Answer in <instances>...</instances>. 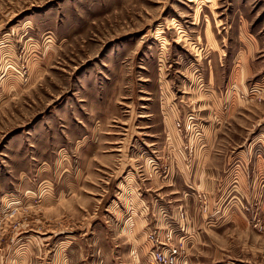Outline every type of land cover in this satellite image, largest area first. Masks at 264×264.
Segmentation results:
<instances>
[{
  "label": "rangeland",
  "instance_id": "rangeland-1",
  "mask_svg": "<svg viewBox=\"0 0 264 264\" xmlns=\"http://www.w3.org/2000/svg\"><path fill=\"white\" fill-rule=\"evenodd\" d=\"M154 253L264 264V0H0V264Z\"/></svg>",
  "mask_w": 264,
  "mask_h": 264
},
{
  "label": "built area",
  "instance_id": "built-area-1",
  "mask_svg": "<svg viewBox=\"0 0 264 264\" xmlns=\"http://www.w3.org/2000/svg\"><path fill=\"white\" fill-rule=\"evenodd\" d=\"M178 128H179V124H177ZM163 258L162 260H160V256ZM157 254V253H154L151 255V262L152 264H176V262L172 260V256H163L161 254Z\"/></svg>",
  "mask_w": 264,
  "mask_h": 264
},
{
  "label": "crops",
  "instance_id": "crops-1",
  "mask_svg": "<svg viewBox=\"0 0 264 264\" xmlns=\"http://www.w3.org/2000/svg\"><path fill=\"white\" fill-rule=\"evenodd\" d=\"M239 160H238V162L236 163V168L234 169V170H237V168H239L240 166L242 167V166H244V162H245V159L244 158H238ZM258 160V159H257ZM241 221L240 220H238V219H236V220H234V224H225L223 227H230V228H235V231L236 232H238L239 230L237 229V227H240L241 226V224H239ZM230 225V226H229ZM238 230V231H237Z\"/></svg>",
  "mask_w": 264,
  "mask_h": 264
}]
</instances>
